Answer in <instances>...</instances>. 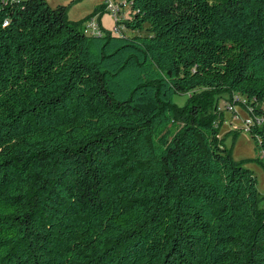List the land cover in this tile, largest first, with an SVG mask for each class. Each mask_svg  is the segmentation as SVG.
<instances>
[{
	"label": "trees",
	"instance_id": "1",
	"mask_svg": "<svg viewBox=\"0 0 264 264\" xmlns=\"http://www.w3.org/2000/svg\"><path fill=\"white\" fill-rule=\"evenodd\" d=\"M119 3L125 31L90 35L106 5L0 0V264H264L218 136L222 93L264 119V0Z\"/></svg>",
	"mask_w": 264,
	"mask_h": 264
},
{
	"label": "rangeland",
	"instance_id": "2",
	"mask_svg": "<svg viewBox=\"0 0 264 264\" xmlns=\"http://www.w3.org/2000/svg\"><path fill=\"white\" fill-rule=\"evenodd\" d=\"M122 2V0H113ZM129 10L126 7L125 12ZM105 23L110 32L117 35L115 17L108 11L105 14ZM123 31L124 27L120 25ZM91 34V32H88ZM241 97H236L237 102L231 101V95L228 92L222 93L219 99L220 114L219 139L223 146L229 151L234 162L241 164L245 169L250 170L258 181V190L260 197L264 201V151L260 145L253 139L246 128V121L253 120L250 111L244 107L240 101ZM187 103L186 96H177L175 104L183 108Z\"/></svg>",
	"mask_w": 264,
	"mask_h": 264
},
{
	"label": "crops",
	"instance_id": "3",
	"mask_svg": "<svg viewBox=\"0 0 264 264\" xmlns=\"http://www.w3.org/2000/svg\"><path fill=\"white\" fill-rule=\"evenodd\" d=\"M20 1V0H17ZM52 7H56L59 5H69V10H68V19L71 22L78 23L89 16H92L97 13V10L99 8L102 9V7L105 6L106 0H46ZM126 9V7H125ZM125 11V10H124ZM105 14L106 10L97 13L92 19L87 21L85 28L87 27V24H90L91 22H94L95 24L98 25L99 29H106V30H111L108 28V26L105 23ZM116 30H123L121 27L117 28ZM90 32V31H88Z\"/></svg>",
	"mask_w": 264,
	"mask_h": 264
},
{
	"label": "built area",
	"instance_id": "4",
	"mask_svg": "<svg viewBox=\"0 0 264 264\" xmlns=\"http://www.w3.org/2000/svg\"><path fill=\"white\" fill-rule=\"evenodd\" d=\"M106 11L110 12L114 17L115 20L117 22L118 17H119V13H120V9H121V4L118 2H114L113 0H106ZM119 28V27H117ZM85 30L90 31L91 34L94 35H100L101 31L98 27L97 24H95L94 22H91L90 24H87V27L85 28ZM121 34V30L117 31ZM252 125L257 126L258 128H262L264 127V119L263 118H258V117H253V120H249L246 121V128L249 131L250 128L252 127Z\"/></svg>",
	"mask_w": 264,
	"mask_h": 264
},
{
	"label": "bare ground",
	"instance_id": "5",
	"mask_svg": "<svg viewBox=\"0 0 264 264\" xmlns=\"http://www.w3.org/2000/svg\"><path fill=\"white\" fill-rule=\"evenodd\" d=\"M85 32H86V33H88V31H87V30H85ZM88 34H89V33H88ZM90 35H91V34H90Z\"/></svg>",
	"mask_w": 264,
	"mask_h": 264
}]
</instances>
